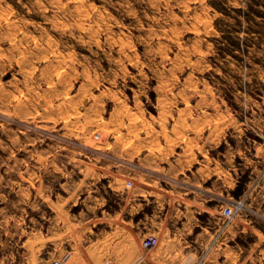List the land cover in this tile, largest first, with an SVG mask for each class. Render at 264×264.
Instances as JSON below:
<instances>
[{
    "label": "rangeland",
    "instance_id": "obj_1",
    "mask_svg": "<svg viewBox=\"0 0 264 264\" xmlns=\"http://www.w3.org/2000/svg\"><path fill=\"white\" fill-rule=\"evenodd\" d=\"M256 93L264 0H0V264H140L134 143Z\"/></svg>",
    "mask_w": 264,
    "mask_h": 264
},
{
    "label": "crops",
    "instance_id": "obj_2",
    "mask_svg": "<svg viewBox=\"0 0 264 264\" xmlns=\"http://www.w3.org/2000/svg\"><path fill=\"white\" fill-rule=\"evenodd\" d=\"M256 94V99L249 95L250 119L223 118L209 111V119H197L196 132L144 134L134 143L133 160L139 171L132 194L141 200L140 210L148 201L155 206L141 217L149 218L143 225L149 227L142 232L137 253L145 250L143 238L153 235L161 241L156 251L146 249L140 264L264 262L254 256L255 250L264 252V243L236 240L264 237L258 225L264 222V95ZM241 196L247 209L215 239L221 208Z\"/></svg>",
    "mask_w": 264,
    "mask_h": 264
},
{
    "label": "built area",
    "instance_id": "obj_3",
    "mask_svg": "<svg viewBox=\"0 0 264 264\" xmlns=\"http://www.w3.org/2000/svg\"><path fill=\"white\" fill-rule=\"evenodd\" d=\"M128 184L130 182L128 181ZM246 199L244 196L237 197L232 199L229 203L225 204L221 208L222 221L219 227V233L217 237H219L222 232L226 229V227L231 223L234 216L238 213H241L246 208ZM216 237V238H217ZM141 244L144 248L149 249L157 244V238L155 236H147L142 239ZM52 264H62L60 260H54Z\"/></svg>",
    "mask_w": 264,
    "mask_h": 264
},
{
    "label": "bare ground",
    "instance_id": "obj_4",
    "mask_svg": "<svg viewBox=\"0 0 264 264\" xmlns=\"http://www.w3.org/2000/svg\"><path fill=\"white\" fill-rule=\"evenodd\" d=\"M189 204V203H188Z\"/></svg>",
    "mask_w": 264,
    "mask_h": 264
}]
</instances>
